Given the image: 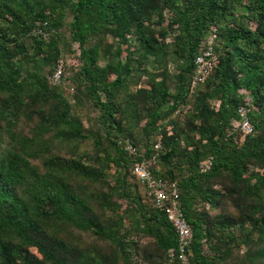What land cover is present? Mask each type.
Instances as JSON below:
<instances>
[{"label": "trees", "instance_id": "trees-1", "mask_svg": "<svg viewBox=\"0 0 264 264\" xmlns=\"http://www.w3.org/2000/svg\"><path fill=\"white\" fill-rule=\"evenodd\" d=\"M212 26L217 58L191 90ZM67 41L81 61L67 72L75 103L99 112L100 132L50 82ZM239 107L245 136L233 126ZM125 141L144 153L129 155ZM139 161L177 187L189 264H264V0H0V264H179L170 224L131 174ZM65 229L105 250L67 243Z\"/></svg>", "mask_w": 264, "mask_h": 264}, {"label": "built area", "instance_id": "built-area-1", "mask_svg": "<svg viewBox=\"0 0 264 264\" xmlns=\"http://www.w3.org/2000/svg\"><path fill=\"white\" fill-rule=\"evenodd\" d=\"M256 25L250 24L251 29ZM216 28L210 27L204 38L201 40L198 48V55L194 60L195 74L191 81V90L202 84L210 74L213 63L216 61L215 45H216ZM64 69V61L59 59L55 64L54 71L50 77V82L57 85L62 80ZM238 121L233 123L234 128L238 129L243 136L252 132V125L248 119V109L239 107L237 110ZM159 143L154 145V149H159ZM124 149L129 155H134L137 150L128 142H124ZM154 157L152 162L154 163ZM148 162H135L132 166L131 174L142 183L149 195L152 197L154 206L163 212L167 222L170 224L177 241L176 258L179 264H189V247L193 239L191 227L187 223L178 202V190L174 183H169L161 178L155 177L150 171ZM210 166V160H206L202 164L204 172ZM171 257L174 251L170 252Z\"/></svg>", "mask_w": 264, "mask_h": 264}, {"label": "rangeland", "instance_id": "rangeland-1", "mask_svg": "<svg viewBox=\"0 0 264 264\" xmlns=\"http://www.w3.org/2000/svg\"><path fill=\"white\" fill-rule=\"evenodd\" d=\"M255 25V24H254ZM61 59L64 61V69H63V74H62V80L58 84L59 90H61L63 96L68 100V102L72 105L73 107V113L76 114L82 121L84 128L87 132L90 131H97L100 132V127L98 124V119H99V112L95 109H93L87 102L82 101V105H76L75 103V96L78 94L73 86V84L70 82L69 77H67V72L71 70V72H77L79 67L81 66V61L79 60V52L76 50L75 45L70 46V42L62 43L61 45ZM170 62H168L167 65V73L169 75L175 74V63L171 61L169 58ZM100 66L104 65V61L99 62ZM149 71H154L152 67L148 68ZM141 86H144L145 84H140ZM139 83L138 84H132L129 86V91L130 92H136V90L140 87ZM193 99H190L189 105L191 106ZM214 104V102H213ZM216 104V103H215ZM178 116L182 117L183 112H179L176 115H173V117ZM21 124L20 129L24 134H28L29 132V125L27 122H20ZM144 124V120L139 123L137 126V132H138V140H142L143 136L140 132L141 127ZM120 139V138H119ZM160 140V136L157 134L152 135L151 137V142H157ZM137 152L140 154L144 153V148L142 146V143L138 144V147L135 148ZM63 155L68 157L69 152L64 149L63 151H60ZM80 152H91V142L87 141L83 144H80ZM37 163V162H35ZM135 181H137L135 178H133ZM138 182V181H137ZM140 185L141 189V195H143V199L145 200L146 203L150 202L147 199L146 193L144 191V185L140 182H138ZM119 203L122 205V207H125V202L124 201H119ZM229 213H233L231 208L227 209ZM126 222V221H125ZM66 230V229H65ZM64 235H58L59 238H62L63 240H66L67 243H70L72 245H77L79 247H90L92 249H101L105 250V246L107 243H104L103 241L99 240L98 238L94 237L93 235L89 233H81L77 230H66L64 232ZM139 244L143 250H145V253H147L146 257L148 256H153L155 253V244L153 243L152 239L149 238H142L139 240ZM234 248V255L235 256H242L247 250V247L244 245H240L239 249L235 246ZM144 259V260H143ZM143 263L139 264H153L151 260L148 258H143ZM155 263V262H154Z\"/></svg>", "mask_w": 264, "mask_h": 264}]
</instances>
